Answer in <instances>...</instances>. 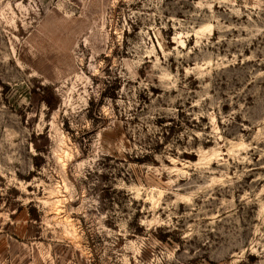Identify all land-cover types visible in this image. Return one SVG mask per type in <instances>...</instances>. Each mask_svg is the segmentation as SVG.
I'll list each match as a JSON object with an SVG mask.
<instances>
[{
	"label": "rangeland",
	"instance_id": "rangeland-1",
	"mask_svg": "<svg viewBox=\"0 0 264 264\" xmlns=\"http://www.w3.org/2000/svg\"><path fill=\"white\" fill-rule=\"evenodd\" d=\"M0 264H264V0H0Z\"/></svg>",
	"mask_w": 264,
	"mask_h": 264
}]
</instances>
